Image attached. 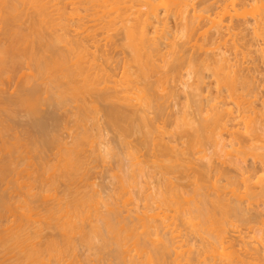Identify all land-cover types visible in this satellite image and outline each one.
<instances>
[{
    "label": "bare ground",
    "instance_id": "6f19581e",
    "mask_svg": "<svg viewBox=\"0 0 264 264\" xmlns=\"http://www.w3.org/2000/svg\"><path fill=\"white\" fill-rule=\"evenodd\" d=\"M62 1H65L63 3L64 6H62V3H61ZM62 1L61 0H0V25L2 24L1 25L2 28L0 29V33L3 32V34L9 38V40L7 39L8 40L7 43L0 44V73L1 74H3V73L8 74V72H10L9 73L10 75L12 73L15 74L14 72H16V69L19 68L20 66L23 67V64H25V65L27 64V66L31 67L30 65H32L31 63H33L34 68L32 69V67H33V65H32L31 69L32 70L35 69L37 74L41 76V77H38V79L42 78V80H40V82L44 80V83H46L47 82L46 80H48L46 78H48V77L50 78V75H52L53 71L57 70L56 71L57 72L56 79L54 78L55 80L50 81V79H49L46 86L43 82H41V84H39L40 83L39 82L37 85L33 86L32 89L29 90L30 92L27 91L28 92L27 93L25 91V93L21 92L22 94L18 93L19 95H17L18 97L15 98L16 100L12 99V102L14 104L12 102H9L11 100L7 101L8 100L7 97H6L7 100L5 102H2L3 96L2 97L0 96V98H2L1 104L3 106L6 105V107L4 109H2V111L4 110L3 111L4 113H5V111H9L10 106L8 108L7 104H10L11 106L12 105L16 106L15 104L19 103L21 106L23 104L24 106L29 108L28 110H30V111L27 110L26 112H31V108L33 110L35 108H37V106L41 102V98H43V99L45 98L44 95H42L44 97L41 96V94H43V93H41L42 88H43L42 87L43 84H44V87H46V89H45L46 93L44 92L45 95L46 94L49 95V93H47V92L50 90V93H53V94L55 93V96H56V94H58L56 98H57V100L59 99V101L60 100L65 101V100H67L66 99L67 97L69 99L72 96L71 97L72 100L74 99L75 101L74 100L73 101L78 103V106H77L78 108L75 107V109H79L75 113V116L77 115L76 116L77 118L75 119V121H72V122L70 121V122L72 124H73V122H74V124H75V122H77V124H75V129L77 130V128L79 126L80 128L81 127L83 128L82 129L83 131L80 132V128H78L79 131L78 130L77 131L79 133L78 132L75 133V131L73 132L74 142L72 143V140H71L72 146L69 144L70 146L68 147L65 144L67 142L66 141V142H64V145H66V146L61 147L62 149L60 152L62 154H60L61 159L59 158L60 159V164H59L60 167H58V166H57L58 168L56 167L59 170H55L52 175L50 173L49 176L51 175V180L48 179L50 181V184L52 186H55L56 182L59 179H62L64 181L68 180L67 182H71L72 180H74L75 183L78 182V180L82 177V172H84V170H86V169H84L85 168V162L84 161L86 159V156L83 155V152L85 149H87V148L90 149V147H91L92 154H94L99 159L102 158V156H103V155H101V151L99 149V146H97V144L99 142L97 143V139L95 138L96 136L92 134L93 136L90 137L92 132L90 131L91 133L89 132V135H88L89 129L88 128L86 129L87 123H85L86 125H83V123H82L84 120V117H82V116L86 115V113H88V112L93 111V109L95 110V108H96V106L93 105V103H92V106L93 107L95 106L94 108L91 105H89L90 103H87V98H89L92 95L97 96L98 98H101L105 101H112V100L115 101V99L118 100L119 98H121V101L123 100V105H120L121 108L118 107V105H117L118 103L120 104V101L119 102L115 101L117 103L116 104L117 106L113 105V103H115V102L110 103L111 105L109 107H107L108 103L105 105L106 106L105 107V112H106L105 116L107 115L106 116V117H108L107 120L109 119L112 124H115L116 126H118L117 128L120 129V130L119 129L118 130L121 132L120 135L123 136L125 139H127L126 137H128V136H129L128 138H130V135H133V134H138L141 136V146H144V148H146V150H148L150 152V153H148L147 156H149V154H151L150 155L151 160L149 161L147 158V161L150 162L148 164L151 165V163H152V166L154 167V169L159 170L160 173L162 174V178L163 177L164 178L161 181L162 178L159 176L161 178V179H159V182H158L159 184H157V186L159 185V187H158L159 189H157V187H155L156 190H158V191L154 190L155 191L154 193L156 195H153L154 193H151V192H149V193H151V195H149L147 193V191H144V193L145 192L147 193V195L145 194L146 197H144L145 195L143 196L144 197L143 201L145 200L144 201L145 204H143L144 210L142 211V209H141L139 211L138 207H137V210L140 213L137 210L134 211L135 214L137 212L138 215L137 214L135 215L133 213V215H135L134 217H136L135 220L132 216L133 220H131V218H130V221L128 220V222H127V220L125 221V219H122V220L118 219L115 221L114 216L116 217V215H113L114 211H112V209H111V212H112L111 215H113L112 216L113 219L110 218L111 215L109 216V214L108 215L105 214V210H104V214H103L101 207L104 205H102L101 199H100V197L102 195L99 193L101 195L99 197L98 194L95 195V192L93 193V195L90 194L91 192L85 193V192H89L92 188L89 189L88 191H85V192L80 191L82 188L78 189L77 186H75V188H72V185L75 184L72 182L73 184H71L70 188H68L69 191L67 193L65 192L66 193L65 196L67 198L66 202H64L62 204L61 202L58 201L61 205L58 206L59 204L57 205V203H56V206L59 207L58 209L56 208V211L53 209H51V210H53V211H51V210H48L46 208L48 210L47 215L46 214L41 215L43 212L41 213L40 210L38 211L41 213V214H39V216L41 218H39V219L37 218L38 219L37 223H38V221H45L46 225L48 227L56 228V229L59 228V230L61 231V234L63 236V237H61V235H60V237L64 239L62 243H60L59 241L54 240L52 238H50L52 240H48L46 238L47 239L46 243H41V242H43V240L40 241V243L42 245H40V243H38L36 241L39 238L41 240V237H43L44 226L43 227L41 226L37 230H34V229H32L33 225L31 226V228H29L30 226L27 225V223H25V221L26 222L29 221L28 219H30V221H31V218H30L31 214L33 216L36 212L34 214L30 213L28 215V213L31 212L28 209L32 208V207L30 208V205H29L31 200H29L30 202L28 203L26 201V199L23 197L24 200L22 199L23 201L21 203L19 210L22 209L24 216H21V215L20 216L25 217V219H23L21 222H19V224L16 221H14V223L15 222L17 223V225H15L17 227H13L14 223L12 224V226L10 225V227H8L9 225H7L5 227V228L8 227L7 230L11 229L12 227L13 228L11 229L12 231H8V233L6 231L7 234H5V229H4V234H2L0 236V238L2 237L1 240L3 239L4 241L7 238L6 242H4L3 240H2L3 243L0 242V246L2 248L4 247V249H5V250L3 249L2 251L0 250V255H2V254L5 255V253L7 251H9V252H7L9 254L12 251H13V253L15 251L16 252L18 251V253H16V254L14 253L15 256H11V254H13V253H11L10 255L9 254L6 255V256H10L13 259H15V262L17 259L18 262L16 264H44V263H46L45 262L46 258H47V260L49 259L48 261H50V263H52V260L50 259V257L55 258L56 260H57V258H59L58 260L61 261L62 258L64 259L63 255L66 252L65 250H67V251L70 250V252L72 251L71 255L74 254V255H72L74 258L75 253L77 252L76 247L79 248V246L75 245V241H76V240H74L75 233L79 234V233H82L84 231V229L87 230L86 227L82 226V225H84V223L82 224V222H84L85 219L87 220V219H89V217H91V215H88V214L93 211V209H91V208L95 207V209H94L95 212H93V214L95 213L94 217H96V214H97V216H99L98 218L100 221L97 220L96 222H92V223L97 224V223L101 222L102 226L100 224L93 226V224H92L90 226V228L93 226V228H91L93 231L88 230V232H90L91 234L93 233V236L96 235L95 236L96 240H94V241L101 242L100 244H96V246L101 245L99 248H101V250H103V251L108 250V248L110 249L109 246L113 247L112 244H115L114 247L117 248L116 249L117 253H114V254L116 255L117 261L122 260V261H120L121 263L123 262L124 264H168L167 262H170L171 260H168L167 257H169V254L172 253L171 251H173L174 246L176 244H178L179 242L181 243L182 240L180 241V238L181 239H183L182 237L185 238V236L180 235V234H182V232H183L182 230H184L183 228L185 227V230L187 231V232H185L186 233L185 235H186V239H187L188 243H190V240H191V243H193V240H195V242L198 240L197 241V242H199L198 247L200 246V248L198 249V247L196 248L194 246L196 249L193 250L191 243L188 246H185L187 242L185 241V239H183L185 241V244L182 241L184 245L182 247L179 245L175 246V251H178V252H174L175 254L172 253L174 255L172 263H174V264H264V212H263L264 210L262 211V208L260 209V207L263 206V205L260 206V204H262V203L264 204V114L262 112V115H261V111H259V109H257V105L259 102L261 103L260 100L262 98L261 94L259 95L260 91L257 92L258 88L255 85V83L258 84V82L256 80H254L255 78L253 76L255 74L253 75V73H248L249 76L253 75L252 76L253 80H251L250 79L251 77L249 79L245 78L241 74H238L235 69H233V65L231 63L232 61L230 60L231 62H229L230 57H228L227 59L225 58L226 56H228V54L231 55V53H229L228 50H227L228 54H226V52H223L226 54V56L223 53L219 54V52H222L221 49L219 50V52L217 51L218 54L215 52V56H213L214 53L212 55H210L211 53H209V51L207 53L209 55H205L207 50L210 49L208 47L210 46L211 43H212L211 44V46H212L213 44H216L214 41H216V42L217 41H223L222 39H224L226 36L232 38V40H233V38L236 39L237 37L241 36L238 38L240 40V42H241V39L243 41V42H241V44L243 43L242 45H244V46H242L241 48L243 49V47H244V49L249 52L250 51L249 47L253 46L251 41L247 42V46L244 43L245 41H247L248 35L250 36V33H248V32H252V34H251L252 36H254L253 34H255L256 37H257V34H258V36L259 35H262V37L264 36V6L260 7L262 5V3H264V0H193V1H195V3H190L191 0H188V1L184 0L185 2L187 1L186 5H184L185 2L180 0L183 2L182 4L185 7L184 11H183L184 8H182L181 4H179L181 2H178V0H164V1L163 0L162 1L161 0H62ZM258 3H261V5ZM67 6H71V8H68L69 10L71 9V12H66ZM160 6H161V8H160ZM163 7L165 8L164 9L165 12L163 14V17L160 19L159 18V15H160L159 11H161V9ZM186 8L187 9L189 8V9L186 10ZM50 9H52V10H50ZM53 10L56 12V15H58L57 17H59V18H60V16H61V18L63 16V18L65 19V16L66 17L68 16V18L70 16V19L72 21L77 20V22H80L81 25L75 21L77 27L73 26L74 31H73V29L69 28L71 26H67L71 31H73L76 34L75 35L76 37L71 36L72 37L71 38L70 35L68 34V32L70 30H68V28H67L66 30L68 32H66V30L64 29L65 32H63L62 34H58V32H55L57 34L55 35V33H54L55 37H53V39L51 38V36H48L51 39L47 38L46 34L44 33V28L46 29L47 21L51 18L50 12L52 13ZM80 10L83 11L84 15H81L82 12ZM66 13H67V15H66ZM173 14L176 15L178 20L180 21L181 27L179 28V31H177V32H179V34L181 33L185 37L184 39H187L186 41L184 40V42H183V40H181V38L183 39V36H181V34H180V36H181L180 40L181 41L178 40V42H177V38L179 39V36H178L179 34L177 33L178 34L177 35L176 32L173 31V29L171 27H167V24H169L168 26H171L170 21L168 22V18L171 17L170 19H172ZM164 16H165V18H164ZM70 19H69V21H70ZM82 20H85V21H83L84 23L82 22L83 25L81 23ZM65 22H67V21L65 20ZM85 22L86 23L92 22L93 24L96 23V24H94L95 26L93 25L95 28L93 33H95V30H98L99 27L101 29L102 28L104 29V26H105V28H106V26H108L109 29H107V31L109 30L108 32H110V28L113 27L114 29H116L119 26L118 29L121 30L123 40L121 41L120 45L117 46L115 44V46H116L115 48L117 49V51L119 50L118 52H122L124 54V55L121 54L123 57L125 55H128V53H129V57L125 56L124 58L122 57L123 60L122 59L120 60V58L114 59L112 56H109V53H107V52L111 53L112 51L110 49H109L110 50L109 51L107 49V47L105 48V46L108 45L107 43H109L110 40H108V42L104 41L105 38L103 40L102 37H101V39L105 42L104 43L105 45L104 44L103 45L101 44V45L104 46L105 50H108L107 52H105V50L103 49V51H104L103 54H105V56H102L103 54H101V56H100V55H97L96 53L92 52L94 50H91V48L89 46L90 41L93 42V45L95 43L96 46L94 45V47L98 46L96 48L97 50L99 47H101V45H100L98 40L97 41L94 40V39H96L93 36L95 34L91 33L87 29V26L89 27L91 25H89L88 23H87L88 25H86ZM160 22H161V24L158 25V23H160ZM57 23L59 24L60 22L56 21V24ZM53 24H54V22H53ZM56 24H54V26ZM98 24H99V26H98ZM155 24L158 25L157 26L158 28L164 29L165 33L169 34V35H167L166 37L165 36H163V37L159 36L158 37V36H155V35H157V33L155 32V35L152 37L151 35L153 33H150V28H153V26ZM67 25H69V24H67ZM85 25H86V29L88 31L85 28H83V26L85 27ZM100 25H102L103 27ZM162 25L164 26V28L162 27ZM177 25L179 27V23ZM75 28H76V30H75ZM82 28L85 29V33H87V35L82 36L85 33L84 32L80 33V31L78 32V30L79 29L81 30ZM89 28H92V26ZM158 28H156V29H158ZM166 28H168V30ZM169 28H170V31H169ZM201 28H203V29L206 28L204 33L207 36L201 32L202 34L198 37L201 38L202 35H205L207 37L206 41H208L210 43V44H208L209 46L207 45L208 49H205L206 52L204 51L205 52L204 54H202L203 51L201 52L200 50H197L198 48L197 49L195 48V44H194L195 40H193L194 37L196 36V35H194V33L197 32L199 29L202 30ZM92 29H90V30H92ZM154 29H155V27H154ZM52 30H54V28ZM166 30H167V32H166ZM176 30H178V29L176 28ZM111 31H112V29H111ZM155 31L158 32V30H155ZM172 31L175 33V35L177 37H175V35L172 34ZM59 32H61V31H59ZM113 32H114V30H113ZM246 32L248 35L245 34ZM50 33H51V31H50ZM89 33H91L93 35H91ZM115 33H113V34H115ZM199 33L200 32L198 31L197 34L199 35ZM103 34H105V32ZM72 35H74V34H72ZM192 35H194V37ZM244 35H247V38H245ZM1 37L4 38L5 36L1 35L0 38ZM95 37H97V36H95ZM191 37H193L192 40L194 41V43H193L194 47L193 48L190 47V45L192 44V41H190ZM226 38H225L226 45H229V42H228L229 39L227 40ZM243 38L246 40H243ZM101 39H99V40H101ZM108 39H109V37H108ZM110 39L112 40V38H110ZM163 39H164V41H167V42L165 43L164 41H162ZM238 39L235 40V42L237 41L236 42L237 45L240 44L238 42L239 41ZM0 41H2V40H0ZM110 42L112 43L113 41H110ZM163 42H164V45H163ZM175 42H177V43H175ZM180 42H181V44H180ZM235 42L233 41V44L231 42L230 45L232 44L233 46H236L235 48L239 49L237 47V45L235 44ZM249 42L251 44H249ZM91 43H90V45H91ZM178 43H179V45H177ZM60 44H64V45H62V46H65L64 50L62 49ZM248 44L251 46H249ZM58 45H60L61 51H60V49H58V47H59ZM161 45H162V47H161ZM188 45L190 48L188 47ZM197 45H198V43H197ZM202 45L204 46V43L201 44L200 47ZM112 46L114 48V44L113 45L111 44V47ZM166 47L171 48V49H169L170 54L168 53V51H167L168 49H166ZM102 48L103 47H101L99 50L102 51ZM108 48H110V47H108ZM113 48H112V50H113ZM162 48H165L166 50H164V49L162 50ZM205 48H206V46H205ZM219 48H220V46H219ZM219 48H217V49H219ZM232 48H234V47H232ZM121 49H123L124 51H121ZM237 49H235V50L237 51ZM114 50H113V52H114ZM189 50H190V52H189ZM191 50L193 51V53H191ZM194 50L200 51V54H202L205 58H203L199 54V52L198 53H197V51L194 52ZM211 50H213V49H211ZM239 50H241V49H239ZM161 51H164V52L166 51L169 55H171L170 64L168 67L169 68L168 72H167V70H165L166 71L165 72L163 67H159L160 64L163 62L162 59H164L163 54H162L164 52L161 53ZM215 51H216V49H215ZM231 51H233V50H231ZM99 52H98V54H99ZM125 52L127 54H125ZM166 52L164 53V56H167ZM242 52L245 53V56L249 55V53L244 52L243 50L241 51V54H242ZM194 53H196L198 55L195 54L196 55L195 56ZM115 54L117 55V53H115ZM241 54H239V55H241ZM112 55H113V53H112ZM208 56H213V57L208 58ZM260 56H262V54ZM161 57H162V59H160ZM243 58L245 59L246 57H243ZM262 58H263V56H262ZM166 59H167V57H165V60ZM159 60H161V63L157 62ZM165 60H164V63L166 62ZM167 60H169V58ZM171 60H173V61H171ZM227 60H228V62H227ZM239 61H236V62L238 63ZM186 62L189 65H187V66L185 65L184 66L185 70H182V72H181V69H182L184 63H186ZM166 63L168 64L169 61ZM229 63H231L232 66L229 65ZM246 64H248V63L246 62ZM213 65H215V66H213ZM239 65H242V64H239ZM239 65H238V67H239ZM251 65H252V63H251ZM27 66H26V68H27ZM161 66H162V64H161ZM165 66L167 67L168 65L164 64V68H166ZM117 67H119V68H117ZM186 67L188 70L186 69ZM159 68H161L160 71H159ZM244 68H246L247 72H249L248 69H250L251 67H248V66L245 67L244 66ZM254 68H256V65ZM116 69L119 70L118 73H117ZM162 69L164 71L163 73H162ZM253 69H250L251 72L254 71ZM242 70L244 72V69H242ZM246 70H245V72H246ZM183 71L184 72L186 71V74ZM208 71H210L212 74L211 78L214 77V80L211 79L212 82H210V83L206 82L207 80H206L205 74H207ZM28 73H30V71ZM182 73H184V75H181ZM31 74H32V72H31ZM46 74L48 77L46 76ZM48 74H50V75H48ZM118 75H119V77L121 76V79L118 77ZM29 76H31V75H29ZM8 77H10V76H8ZM44 77H46V78H44ZM116 77H118L119 79ZM176 77L177 78L180 77V80L178 78L179 81H177L175 79ZM185 77L188 80H191L190 82H188L186 80L188 82V84H187V88L186 89L184 88V89L185 90H191L190 92H187L189 94L191 93V95L189 96V94H188L187 97L188 98L190 97L189 101L191 100V97H192L191 102L196 108V112L194 110V112L196 113V116H197L196 118L194 116V117L189 119L188 118L189 116L186 115L185 113H182V115L180 117H177L178 112L176 113L172 109H170V110H172L170 112L167 111V108L169 110V108H170L169 106L171 104L168 103V104H170L169 106L165 104L166 101L168 100V98H171V97H173V99L175 98L174 97L175 96L174 90L171 89L173 87V85L169 89V86H171L170 81L172 80V82H174V80H175L177 82H181V85H182V82L185 81V79H186ZM11 78H12V76H11ZM31 78H32V82H33V79L37 80L35 78V76L34 77L31 76ZM183 78H184V80H183ZM8 79H10V78H8ZM181 79H182V81H181ZM101 80L103 82H105V84L103 83L104 85L102 84V82L100 84ZM118 80H122L121 83H119L120 81H118ZM28 81H31V80H28ZM28 81L26 84L29 83ZM38 81L39 80H37V82ZM108 81H109L110 85H113V87L108 86V84H109V83L107 84ZM253 81H255V82H253ZM115 82H117V84H115ZM30 83H29V85H30ZM112 83H114L115 85H118V86H115ZM33 84H36V82L35 83L33 82L30 86H27V87L31 88ZM65 84H66V86H65ZM101 85L104 86V88L106 85V87H108V89H112V92L106 88H105V90H108V92H105L104 88L102 87V91H104V92L101 93L100 92L101 91L100 90ZM176 85L178 86V84H176ZM183 86H184V82H183L182 87ZM182 87H180L179 89L184 90V89H182ZM184 87H186V86H184ZM261 87H262V85H261ZM29 88H26V89H29ZM173 88H175V87H173ZM209 88L211 91L210 92L208 91L209 92L208 93L207 90H209ZM26 89H24V90H26ZM53 90H55V92H53ZM176 90H177V87H176ZM204 90H206L205 93H204ZM19 91H21V90H19ZM109 91L111 93H109ZM187 93H185V94L187 95ZM206 93L211 96V97L209 96L210 97L209 99L207 98ZM202 95H203L204 99L205 98L208 99V102L206 103V105L203 104V101L205 102V100L201 99V98H203ZM55 96L53 95V98H55ZM262 96H264V95H262ZM187 97H186V99H188ZM49 99L51 100V96ZM92 99H95V97ZM45 100H48V99L45 98ZM50 100H48V101H50ZM161 100H163V101H161ZM262 100H264V99H262ZM52 101L57 102V101H55V99H53ZM61 101H60V103L63 104V102H61ZM45 102H44V104H46ZM68 102L72 103V101H70V100ZM124 102H126V103L124 104ZM58 103H56V104L58 105ZM66 103H67V101H66ZM97 103H94V104H96V105L100 104V102L98 104ZM76 104H75V106H76ZM2 105H1V107H2ZM40 105L42 106V104H40ZM68 105H69V103H68ZM124 105H125V108H124ZM21 106H20V108H21ZM50 106H53V104ZM54 106H56V105H54ZM59 107H60V104H59ZM63 107H65L64 104H63ZM56 108H58V107H56ZM89 108L91 109V111ZM100 108H102L101 112L103 111V113H104V110H103L104 106L103 107L101 106ZM37 109H39V108H37ZM97 109H99V107H97ZM97 109L95 111H97ZM53 110H55V109H53ZM191 111H192L191 114H193V110H191ZM18 112H20V110ZM36 113H38V111H36ZM55 113H57V112H55ZM195 113H194V115H195ZM28 114H30V113H28ZM65 114H67V113H65ZM89 114L91 116V114H93V113H89ZM69 116L71 117L73 115L69 113ZM75 116H73V117L75 118ZM79 117L83 118V119H80ZM85 118H91V117H88V114H87ZM95 118H96V116H95ZM156 118L163 120V123H162L163 126L155 125V123L158 122ZM84 121L86 122L87 120H84ZM93 121H94V118H93ZM55 122L59 123L58 120H55ZM95 122H96V120H95ZM105 122L107 124V121H105ZM164 123L166 125H164ZM79 124H81V125H79ZM108 124H109V122H108ZM240 124L241 125L244 124V129H245L244 131L241 130L242 128L240 129V127H241ZM10 125H12V124L9 123V125H8V123L5 121V119H4V121H2V120L0 121V138H1L0 140H1V142L3 141L2 146H4V147L5 146H12L10 148H12V149L15 148V150L18 151L19 147H21V145H22L19 141V138L15 137V139L18 138V139H16V141L18 140L17 142H12L10 138H9L10 140H7V137H8L6 135L7 132H9L11 130L14 132V130H15L14 128H13L14 129L13 130ZM115 125H113L114 129H115ZM35 126H36V128H35L36 134L38 135L37 131L38 132L40 131L39 134L41 133L40 138H42V139H40V138L39 139L41 140V143L43 144V146H46V145L50 146L52 139L51 140L49 139L50 130H47L48 127H46L45 122L42 123V121H41L40 124L37 123V124H35ZM109 126L111 127V124H109ZM113 126H112V128H113ZM37 127L39 130L37 129ZM60 127H62V126L60 125ZM73 127H74V125H73ZM73 127H71L72 130H74ZM154 128H155V130L153 131ZM51 130H52V128H51ZM109 130H111V129L109 128ZM156 131H157V133L159 132V134H161V135H159V137L157 136L158 134L156 136L153 135L154 132H156ZM52 132L55 133L56 131L54 130ZM71 132L72 131H70L69 133H71ZM10 133L11 132H9L8 134H10ZM73 134L71 133V138L73 137ZM166 135H167L168 140L165 138ZM12 136H14V135L12 134ZM52 136H53V134H52ZM98 136L100 137V135H98ZM32 137L38 139L37 136L34 137V135H32ZM67 137H68V134H67ZM50 138H51V136H50ZM53 138H55V137H53ZM91 138H92V140L90 141ZM101 138H102V134H101ZM118 138L120 139L121 137L118 136ZM135 138L138 139V137H135ZM33 140H32L33 143L34 142L36 143L35 144L36 150H38L40 148V146H37L38 141L36 142L35 139H33ZM55 140H56V138H55ZM116 140H117V138H116ZM133 140H132V142H134ZM86 141L88 142V144L85 143ZM118 141H120V140H118ZM18 142H19L20 146H18ZM27 143H25V144H27ZM95 143H97V144L95 145ZM86 144L88 145L87 148L84 147V146H86ZM120 144L121 143L119 142L118 146H121ZM125 144H127V143H125ZM207 144L217 148L221 153L223 152L222 154H224V156H226V154L224 152H227V155H229V157H228V162L227 161H225L226 163L223 162L225 164V166L218 164V166H222V167H215L213 165L214 161H212V155L213 154L211 155V157L210 156L209 157H207V156L203 157V158L207 159V161H205V162L203 161L204 162L203 166H201L202 164L197 166V163L195 161H194L195 163L193 162L192 156H195V154H197V153H202V151H201L202 146H205ZM106 145H104V146H106ZM115 145H116V143H115ZM136 145L135 146L131 145V147H130V145L124 146L125 155L129 159V161H128V162H130L129 164H131V166L129 165L131 168L127 164V167H129L128 170L130 173L128 172V174H126L127 173V170H126V173H125L126 175H119L118 174L119 175V178H117L118 183L116 182L117 184L120 185V189L122 192L121 197L126 202L124 204V201H123V204L125 205V206H123L124 208L122 207L123 209L127 208L126 204L135 205V203H133L135 201V199L132 195L133 191L132 192H129V191L133 190L130 187L131 186L133 187V185L136 183V180L140 181V183H141V180L136 179V174H137L136 172H138V175L141 177L142 176L145 177L144 174H146L144 164H147L146 163L147 161H145L144 164H143V162H141V161H143L142 160L143 158L140 160L141 156L138 154V147H137V149H135ZM33 146H34V144H33ZM179 146H181V147L179 148ZM107 147H108V145H107ZM228 147L233 149V151L232 150L226 151ZM0 148H2V147H0ZM108 148H107V152H108ZM116 149H118V148L116 147ZM120 150H122V149H120ZM8 152L9 151H7V153ZM11 153H12V151H11ZM104 153L106 154L105 151H104ZM117 153H119V152H117ZM139 153H142V151H139ZM231 154H234V155H231ZM125 155H124V157H126ZM90 156H92L94 158L93 155H90ZM10 157L11 156L9 155V158L7 157L8 159H6L4 162L1 161V163H3V164H1V166H0V177L3 176L2 178H4V174L6 172H8L9 169H11V167H13L12 165H15L14 159H12V157L11 158ZM119 157L121 158V156H119ZM191 157H192V159H191ZM220 157L222 158V155ZM109 158H107V159H109ZM116 158H117V156H116ZM145 158H146V153H145ZM250 158L252 159V162L250 161L251 163L248 164L249 163L248 160ZM0 159H3V158H0ZM114 159L115 158H113V160ZM88 160L90 161V159H88ZM110 160H111V158H110ZM105 161H108V160H105ZM108 162H110V161H108ZM199 162H198V164H200ZM219 163H221V162L219 161ZM86 164H88V162ZM105 164H106V162H105ZM102 165H103V163H102ZM147 165H146V167H147ZM215 165H217V164H215ZM152 166H151V168H152ZM134 167H137V169L135 168V170H134ZM123 168H125V167H123ZM147 169H148V167H147ZM154 169H152V171ZM43 170H42V172H43ZM119 170H120V168H119ZM114 171L112 172V174L116 175L117 173H114ZM45 172L47 173L48 171H45ZM123 172H125V171H123ZM9 173L11 174V170ZM9 173L7 175H9L8 177L10 179H12ZM44 173H43V175H46ZM147 174H149L151 176L150 173H147ZM41 175L42 174H40V177L34 178V180L38 181L39 184L41 183L43 185L44 182H42V181L46 180L48 177L45 176L46 179H43L45 177H42ZM83 176H85V175H83ZM87 176H88V174H87ZM83 178H85V177H83ZM17 179H15V181ZM86 179L88 181V177ZM216 179H218V181ZM21 180L23 181V179H21ZM219 181H222L221 183L223 185L220 184ZM24 183H26V182L24 181ZM7 184L9 185V183H7ZM7 184L5 183L6 186H7ZM11 184H12V182H11ZM23 184L21 183L20 185H23ZM92 184H94V183H92ZM92 184H91V186L93 187ZM136 184H135V186H137ZM20 185H18V186L21 187ZM46 185H48V183L45 184V186ZM77 185H78V183H77ZM80 185H81V182H80ZM86 185H87V183H86ZM119 185H116V186H119ZM27 186H28V184H27ZM52 186L49 185V187L47 189L46 188H43V189L41 188V189L42 190H44V189L49 190V188H51ZM68 186H69V184H68ZM187 186H188V188H190L189 191H186ZM34 187L35 186L33 185V187H31V188L29 187V188L34 191ZM63 187H65V186L63 185ZM73 187H74V185H73ZM96 187H97V185H96ZM96 187H94V188H96ZM7 188H8V186H7ZM39 188H40V185H39ZM87 188L88 187H86V189ZM1 189H0V191H1ZM4 189H6V188L4 187ZM25 189L27 190V188H25ZM35 189H37V187ZM62 189H64V188H62ZM97 189H98V187H97ZM120 189H118L116 191L114 189V191L116 193H118V191H120ZM38 190H40V189H38ZM52 190L50 189L49 192H51ZM82 190H85V188ZM184 190H185V192H184ZM4 191H3V193H4ZM33 191H32V196L37 197L36 195H38L39 192L36 193L35 191L34 192ZM93 191L94 190H92V192ZM95 191L97 192L96 189H95ZM111 192H113V191L111 190ZM115 192H114V194H116ZM1 194L2 193H0V195ZM42 194L44 195V193H42ZM49 195H50V193H49ZM140 196H142V195H140ZM1 197H3V196L2 195L0 196V205H1L0 209L2 207H4L3 205H5V208H3V209L8 210L7 208H9V207H7L6 205H8L9 202H7V204L4 202V201H8V200H5L4 197L3 198H1ZM29 197H31V196H29ZM114 197H115V195H114ZM117 197H119V196H117ZM44 198H46L48 200V198H50V197H44ZM42 199H43V197H42ZM114 199H113V203L115 202ZM105 200H107V199H105ZM105 200H104V202H106ZM141 200H140V202H141ZM102 201H103V198H102ZM107 201H110V200L108 199ZM120 201L116 200L117 203H119ZM33 203L36 204L35 202H33ZM33 203H32V205H33ZM100 203H101V207H100ZM107 203H109V202H107ZM107 203H105V205L108 206ZM54 204H55V202H54ZM115 204L116 203H114V205ZM123 204L119 203L118 205L122 206ZM36 205H38V204H36ZM42 205L43 204H41V206ZM98 205H99V208H98ZM112 205L113 204H111V206ZM129 205H127V206H129ZM8 206H10V205H8ZM49 206H50V204H49ZM109 207H110V205L106 208L107 211H108ZM116 207H118L117 204H116ZM135 207H136V205H135ZM44 208H45V206H44ZM129 208H130V206H129ZM49 209H50V207H49ZM117 209H119V208H117ZM133 209H135V208H132L131 210H133ZM114 210H115V208H114ZM100 211H101V213H100ZM126 211L128 212L127 209H126ZM111 212H109V213H111ZM116 212H118V211H116ZM0 213H1V211H0ZM86 213H88V214H86ZM120 214L121 213H119V215ZM16 215L18 216V214H16ZM84 215H85V218L83 219ZM124 215H126V214L124 213ZM0 216H3V215H0ZM10 216H12V215H10ZM17 216L15 217L13 215L14 218H17ZM34 218H35V216H34ZM32 220H33V218H32ZM94 220L95 219H93V221ZM5 221L8 222L9 219H8V221L7 220H5ZM86 222H88V221H86ZM89 222H91V220ZM40 223H42V222H40ZM39 224H37V225H39ZM242 224H243V228L245 227L244 229L247 230L246 235L242 233V230H243ZM3 226H5V225H3ZM179 226L180 227L183 226L182 230L180 229L181 231L179 230ZM239 226H241V227H239ZM26 227L28 229H30V232L34 230L35 233L28 232L29 230ZM88 228H89V226H88ZM239 228H242V230H240ZM140 230H141V232H140ZM0 232H2V231H0ZM9 233H10V235H8ZM44 233H46V232H44ZM84 233H85V231H84ZM90 233H88V236L83 234L84 236L82 235L83 236L82 238L80 237L81 235H79L78 237L81 238V240L84 238L82 241H83L84 245L86 243V246H87V244L90 245V243H91L92 246H88V248L91 250V248L93 247V245H95V243L91 242L92 240L90 239V237L91 238H93V237L91 236ZM32 234H34V235L32 236ZM3 235H7V237L5 236L6 238L5 237L3 238ZM46 235H48V234H46ZM58 236H59V234H58ZM49 237H51V236H49ZM78 237H76V238H78ZM97 237H99L100 240L99 239L97 240ZM44 238L45 237H43V239ZM77 241H78V239H77ZM200 243H201V245H200ZM2 244H5V245H2ZM43 244L45 245V247ZM76 244H78V242ZM130 245H131V247L133 246L132 250H134L136 252V254L138 255L137 258L134 257L135 254H134V256H132V255L129 256L130 251L127 248ZM42 246H43V248H42ZM184 246H185V248L188 247L187 251L184 250L185 249V248H183ZM131 247L129 249H131ZM179 247L183 248V250H181V248H179ZM2 248H0V249H2ZM88 248H86V249H88ZM99 248L97 250H99L102 254V251ZM197 249H198V251H197ZM97 250L95 252H97ZM110 250H108V254L110 253ZM4 251H6V252H4ZM92 251H93V249H92ZM111 251L113 252V249ZM134 251H132V252H134ZM1 252H2V254H1ZM89 253H90V251H89ZM98 253L99 252H97V254ZM17 254H18V257H17ZM88 254H87L88 257H85V259L89 258V256H91L90 254L89 255ZM114 254L111 253L110 256H113ZM79 255H80V253H79ZM104 255L105 254H103V256ZM115 255L113 257H115ZM67 256H68V253H67ZM77 256L78 255H76V257ZM128 256H129V258H128ZM2 257H4V256H2ZM2 257L0 256L1 259H2ZM10 257H8L9 258L8 261L10 260V264H11V261L13 259L12 258L10 259ZM15 257H17V258H15ZM71 257H70V259H71ZM4 258H6V257H4ZM81 258L83 259L84 257L81 256ZM93 258H94V255H93ZM97 258L95 255V259H97ZM99 258H100V256H99ZM1 259H0V264L4 263L3 262L4 260H1ZM75 259H77V258H75ZM85 259H84V262H86V263H82V264H87V263L92 264L91 262H94L93 260H95V259H93L89 263L90 259H88L87 261ZM22 260H24V261H22ZM58 260L56 262H58ZM65 260L68 262L67 259H65ZM108 260H109V258H108ZM53 261H55V260H53ZM70 261L75 262L76 260L72 259ZM77 261H78V259H77ZM77 261L75 262V264L81 263V262L77 263ZM12 262L14 263V260ZM63 262L65 264V261L62 260L61 263H63ZM73 262H71V264ZM97 262H99V260L96 261V264H97ZM120 262H118V263L121 264ZM103 263H105V261ZM114 263L117 264V262H114ZM99 264H100V262H99ZM106 264H109V263H106Z\"/></svg>",
    "mask_w": 264,
    "mask_h": 264
},
{
    "label": "rangeland",
    "instance_id": "374dc122",
    "mask_svg": "<svg viewBox=\"0 0 264 264\" xmlns=\"http://www.w3.org/2000/svg\"><path fill=\"white\" fill-rule=\"evenodd\" d=\"M62 1V0H61ZM162 1V0H161ZM164 1V0H163ZM183 2H185L184 0H182ZM182 1H180V0H178V2H181V3H179V4H181V6H182V8H184L183 9V11L185 10V7H184V5H186L187 4V1L184 3V5L182 4L183 2ZM65 1H62L61 3H62V6H64V3ZM190 3H195V1H193V0H191L190 1ZM258 4H260L261 5V3H258ZM264 3H262V5L260 6V7H263L264 5H263ZM190 5V4H189ZM259 6V5H258ZM188 7V6H187ZM68 8H71V6H67V8H66V12H71V9L69 10ZM160 8H161V6H160ZM200 8V7H199ZM164 7L161 9V11H159V18L161 19L162 17H163V14H164ZM189 9V8H188ZM187 8H186V10H188ZM250 9V8H249ZM50 10H52V9H50ZM81 11V10H80ZM82 12V14L81 15H84V13H83V11H81ZM55 13V14H54ZM50 19L47 21V25H46V29L44 28V33L46 34V36H47V38H50V37H48V36H51V38L53 39V37H55L54 36V33L55 32H58V34H62L63 32H65V30L68 28L67 26H71V27H69V28H71V29H73V26H76V23H75V21L77 22V20H71L70 19V16H69V18H68V16L66 17L65 16V19L63 18V16H62V18L64 19H62L61 18V16H60V18L59 17H57L58 15H56V12L53 10L52 11V13L50 12ZM66 15H67V13H66ZM69 15V14H68ZM173 17H172V19H170L171 17H169L168 18V22L170 21V25L171 26H168L169 24H167V27H171L172 29H173V31H175L176 32V34L178 33L179 34V32H177V31H179V28L181 27L180 26V21L178 20V18H177V16L176 15H172ZM55 17V18H54ZM57 17V18H56ZM164 18H165V16H164ZM163 18V19H164ZM53 21H52V20ZM69 19H70V21H69ZM170 19V20H169ZM60 20V21H59ZM65 20L67 21V22H65ZM88 20V19H87ZM56 21L57 22H60L59 24L57 23L56 24ZM62 21V22H61ZM64 21V22H63ZM80 21V20H79ZM83 21H85V20H82L81 21V23L83 22ZM89 21V20H88ZM179 21V22H178ZM53 22H54V24H56L55 26H54V24H53ZM162 22V21H161ZM161 22L160 23H158V25L159 24H161ZM77 23H79L80 24V22H77ZM84 23V22H83ZM83 23H82V25H83ZM86 23V22H85ZM88 23V22H87ZM86 23V25H91L92 26V28H89V27H91V26H87V29L91 32V33H93L94 32V24H96V23H92V22H90V23H88L87 24ZM163 23V22H162ZM179 23V27H178V24ZM67 24H69V25H67ZM2 25V24H1ZM0 25V26H1ZM78 25V24H77ZM81 25V24H80ZM86 25H85V27L83 26V28H85L86 29ZM94 25V26H93ZM158 25H154L153 26V28H150V33H153L151 36L153 37L154 35H155V32L157 33V35H155V36H160V37H163V36H167V35H169V34H166L165 33V30L164 29H162V28H158L157 26ZM98 26H99V24H98ZM97 26V27H98ZM100 26H102V25H100ZM63 29H62V28ZM77 27V26H76ZM80 27V26H79ZM82 27V26H81ZM103 27V26H102ZM154 27H155V29H154ZM161 27V26H160ZM162 27L164 28V26L162 25ZM178 29V30H176V28ZM2 28V26L0 27V29ZM54 28V30H52ZM59 28V29H58ZM68 28V30H70ZM79 29L78 30V32L80 31V33L82 32H84L85 33V29ZM100 28V27H99ZM98 28V30H95V33H93V34H95V35H93V34H91V33H89V34H91V35H93L94 36V38H96V39H94V40H98L99 41V43H100V45L102 44H104L105 42L104 41H107L108 42V40H110V41H113L112 43L109 41V43H107L106 45L107 46H105V48L107 47V49L109 50H111L112 52L110 53V52H107L108 50H105V48H104V46H102L101 45V47H103L102 48V51H103V49L105 50V52H107V53H109V56H112L114 59L115 58H120V60L122 59L123 60V58L126 56H128L129 57V53H128V55H125L124 57L122 56V55H124L122 52H118L117 51V49L115 48L116 46H115V44L118 46V45H120L121 44V41L123 40V38H122V34H121V30L120 29H118L119 28V26L116 28V29H114L113 27L112 28H110V32H108L107 31V29H109V27L108 26H106V28H105V26H104V29L102 28H100L99 29ZM156 28H158V29H156ZM65 29V30H64ZM86 29V30H87ZM90 29H92V30H90ZM111 29H112V31H111ZM167 30H168V28H166ZM202 30H198L200 33H199V35L197 34V32H195L194 33V35H196L195 37H194V35H192L193 37H194V39H193V37H191L190 39V41H192V44L190 45V47H194V45H193V43H194V41L193 40H195V48L197 49V50H200L201 52L203 51V53L202 54H204L206 51H205V49H208V48H210L209 50H207V52L205 53V55H209V54H207L208 53V51H209V53H211L210 55H212L213 53H214V55L213 56H215V52L218 54V52H219V50L221 49L222 50V52H219V54H221V53H223V52H226V54H228V52H227V50L229 51V53H231V55H229L228 54V56H226V54L225 53H223V54H225V58L227 59L228 57H230L229 58V62H231L232 63V65H233V69H235L236 70V72L238 73V74H241L243 77H245V78H250L251 80H253L252 78L254 77L255 79L254 80H256L257 82H258V84H256L255 83V85L257 86V88H258V90H257V92L258 91H260V93H259V95L261 94V103L259 102L258 103V105H257V109H259V111H261V115H262V112H263V114H264V100H262V99H264V96H262V95H264V36L262 37V35H259L258 36V34H257V37L255 36V34H253L254 36H252L251 34H252V32H248V33H250V36L247 34V32L245 33V34H247L248 35V38H247V35H244V37L245 38H247V41H245L244 43H245V45L247 46V42L248 41H251V43H252V47H249V46H251V45H249V44H251L250 42H249V52L248 51H246L245 49H244V47H243V49L241 48L242 46H244V45H242L241 44V42H243L242 41V39H241V42H240V40L238 39L239 37H241V36H239V37H237L236 39L235 38H233V40H232V38H230V37H228V36H226L225 38L228 40V42H229V45H226V42H225V38L224 39H222L223 41H214L216 44H213L212 46H211V44L208 42V41H206L207 40V35L204 33V31H205V29L206 28H201ZM64 30V31H63ZM75 30H76V28H75ZM87 30V31H88ZM101 30V31H100ZM113 30H114V32H113ZM152 30V31H151ZM155 30H158V32L157 31H155ZM167 30H166V32H167ZM50 31H51V33H50ZM59 31H61V32H59ZM73 31H74V29H73ZM73 31H67L66 30V32H68V34L70 35V37L71 36H75L76 34L73 32ZM86 31V32H87ZM154 31V32H153ZM169 31H170V28H169ZM168 31V32H169ZM172 31V34H174L175 35V33ZM53 32V33H52ZM73 32V33H72ZM99 34H98V33ZM105 32V34H103V33ZM116 32V33H115ZM204 33L205 35H202L201 36V38L200 37H198V36H200L202 33ZM2 33V34H1ZM0 33V36L2 35V36H5L4 38H0V40H2V41H0L1 43L0 44H5V43H7V41L9 40V38L6 36V35H4L3 34V32H1ZM50 33V34H49ZM112 33V34H111ZM113 33H115V34H113ZM159 33V34H158ZM171 33V32H170ZM57 33H55V35H56ZM72 34H74V35H72ZM97 34V35H96ZM177 34V35H178ZM181 34V33H180ZM180 34L178 35L179 36V39L177 38V42H178V40L179 41H181V40H183V42H184V40L186 41L187 39H184L185 37L181 34V36H183V39L181 38V40H180ZM244 34V33H243ZM242 34V35H243ZM81 35V34H80ZM84 35H87V33H85V34H83L82 36H84ZM90 35V36H91ZM102 35V36H101ZM105 35V36H104ZM111 35V36H110ZM78 36V35H77ZM95 36H97V37H95ZM209 36V35H208ZM76 37V36H75ZM81 37V36H80ZM99 37V38H98ZM101 37H102V39L104 40V38H105V40L103 41L102 39H101ZM108 37H109V39H108ZM175 37H177L176 35H175ZM255 39H254V38ZM50 38V39H51ZM72 38V37H71ZM110 38H112V40L110 39ZM199 38V39H198ZM206 38V39H205ZM5 39V40H4ZM8 39V40H7ZM99 39H101V40H99ZM107 39V40H106ZM160 39V38H159ZM193 39V40H192ZM198 39V40H197ZM203 41H202V40ZM239 40L238 42L240 43V44H238L237 45V41L235 42V40ZM253 39V40H252ZM219 40V39H218ZM232 40V41H231ZM243 40H246V39H244L243 38ZM162 41H164V39L162 40ZM233 41L235 42V44L237 45V47L239 48V49H241V50H239V49H237V48H235L236 46H233L232 44H233ZM4 42V43H3ZM92 41H90V43H91ZM102 42V43H101ZM165 43L167 42V41H164ZM164 42H163V45H164ZM177 42H175V43H177ZM182 42V43H183ZM208 42V43H207ZM227 42V43H228ZM232 42V44L230 45V43ZM89 43V42H88ZM90 43H89V46H90V48H91V50H94V51H92V52H94V53H96L97 55H100L101 56V54H103L104 53V51L102 52L101 50H99L101 47H99L98 48V50L101 52H99L96 48L98 47H94V45H95V43H94V45H93V42L91 43V45H90ZM191 43V42H190ZM197 43H198V45H197ZM204 43V46L202 45L201 47H200V45L201 44H203ZM207 43V44H206ZM97 44V43H96ZM110 44V45H109ZM111 44L113 45L114 44V48H113V46L111 47ZM180 44H181V42H180ZM206 44V45H205ZM208 44H210V46L208 45ZM61 45V47H62V49L64 50L65 49V46H62V45H64V44H60ZM60 45H58L59 47H58V49H60V51H61V47H60ZM93 45V46H92ZM98 45V44H97ZM105 45V44H104ZM177 45H179V43L177 44ZM193 45V46H192ZM209 47H208V46ZM215 45V46H214ZM57 46V45H56ZM96 46V45H95ZM198 46V47H197ZM205 46H206V48H205ZM217 46V47H216ZM219 46H220V48H219ZM227 48H226V47ZM230 46V47H229ZM245 46V47H246ZM108 47H110V48H108ZM120 47V46H119ZM161 47H162V45H161ZM168 47V46H167ZM166 47V49H168L167 51H168V53H169V49H171L170 47L169 48H167ZM188 47H189V45H188ZM189 47V48H190ZM200 47V48H199ZM208 47V48H207ZM232 47H234V48H232ZM95 48V49H94ZM112 48H113V50H114V52H113V50H112ZM191 48V49H192ZM217 48H219V49H217ZM229 48V49H228ZM247 48V47H246ZM251 48V49H250ZM57 49V48H56ZM119 49V48H118ZM166 50L165 48H162V50ZM211 49H213V50H211ZM215 49H216V51H215ZM235 49H237V51L235 50ZM248 49V48H247ZM90 50V51H91ZM96 50V51H95ZM109 50V51H110ZM193 50V49H192ZM191 50V53H193V51ZM197 50H194V52L195 51H197ZM231 50H233V51H231ZM244 51V52H247V53H249V55H246L245 56V53H243L242 52V54H241V51ZM121 51H124L123 49H121ZM171 51V50H170ZM200 51H197V53L199 52V54H200ZM205 51V52H204ZM212 51V52H211ZM218 51V52H217ZM239 51V52H238ZM98 52H99V54H98ZM162 52H164V51H161V53ZM166 52V51H165ZM164 52V53H165ZM189 52H190V50H189ZM234 52V53H233ZM252 52V53H251ZM112 53H113V55H112ZM115 53H117V55L115 54ZM164 53H162L163 54V57H164V59H162V57L160 58V59H162V63H161V60H159V61H157V62H159V63H161L162 64V66H161V64H160V66L159 67H163V69H164V71L165 70H167V72H168V70H169V64H170V59H171V55H169L167 52V56H164ZM233 53V54H232ZM241 54L243 57H246L245 59L241 56V55H239V54ZM246 53V54H247ZM262 54V56H263V58H262V56H260L261 54ZM120 54V55H119ZM122 54V55H121ZM125 54H127L126 52H125ZM190 54V53H189ZM196 53H194V55H195ZM202 54H200L203 58H205ZM236 56H235V55ZM169 55V56H168ZM196 55H198V54H196ZM195 55V56H196ZM234 55V56H233ZM102 56H105V54H103ZM115 56V57H114ZM121 56V57H120ZM213 56H208V58L209 57H213ZM218 56V55H217ZM216 56V57H217ZM123 57V58H122ZM165 57H167V59L169 58V60H165ZM207 57V56H206ZM233 57V58H232ZM239 57V58H238ZM261 57V58H260ZM250 59V60H249ZM254 59V60H253ZM164 60L166 61V62H168L169 61V63L167 64L166 62L164 63ZM231 60V61H230ZM234 60V61H233ZM239 61L238 63L236 62V61ZM171 61H173V60H171ZM210 61V60H209ZM244 61V62H243ZM251 61V62H250ZM212 62V61H211ZM227 62H228V60H227ZM246 62L248 63V64H246ZM231 63H229V65H231ZM235 63V64H234ZM250 63V64H249ZM251 63H252V65L255 67V65H256V68H254L252 65H251ZM32 65H33V67H32V65H30L31 67H32V69L34 68V64L33 63H31ZM164 64L165 65H168L166 68H164ZM239 64H242V65H239ZM25 64H23V67L22 66H20L19 68H17L16 69V72H14L15 74H13L12 72V74L10 75L9 73L10 72H8V74L7 73H3V74H1L0 73V96L3 98H0V104L2 103V102H5L6 100H7V98H8V100L7 101H9V100H11V101H9V102H12V99H15L16 97H18L17 95H19L18 93H21V92H24L25 93V91L27 92V91H29L30 89H32L33 88V86H35V85H37L39 82H40V80H42V78L41 79H38V77H41L40 75H38L37 74V72L35 71V69L34 70H32L31 69V67H29V66H27V64L24 66ZM187 66V65H189V64H187V62L186 63H184V65H183V67H182V69H181V72H182V70H185V68H184V66ZM231 65V66H232ZM238 65H239V67H238ZM26 66H27V68H26ZM213 66H215V65H213ZM244 66L246 67V66H248V67H251L250 69H253L254 71H252L251 72V70L250 69H248L249 70V72H247V70H246V68H244ZM25 67V68H24ZM24 68V69H23ZM117 68H119V67H117ZM189 68V67H188ZM258 68V69H257ZM31 69V70H30ZM163 69H162V73L164 72L163 71ZM186 69H187V67H186ZM242 69H244V72H243V70L241 71ZM30 71V73H28L29 71ZM117 70V69H116ZM161 70V68H159V71ZM188 70V69H187ZM186 70V71H187ZM245 70H246V72H245ZM57 70H55V71H53V73H52V75H50V74H48V75H50V78L47 76V74H46V76L48 77V78H46V77H44V78H46V79H48V80H46L45 82L46 83H44V80L43 81H41V82H43L44 84H45V86H46V84L48 83V81H49V79H50V81H52V80H55L56 79V76H57V72H56ZM118 71L119 70H117V73H118ZM186 71L184 72L185 74H186ZM31 72H32V74H31ZM166 72V71H165ZM161 73V72H160ZM184 73H182L181 75H184ZM207 73V72H206ZM248 73H253V75H251V76H249L248 75ZM209 74V75H208ZM29 75H31L32 77H34L35 76V78L37 79V80H39L38 82H37V80H34L33 79V82L35 83L36 82V84H33L32 85V87L31 88H29V87H27V86H30L33 82H32V78H31V76H29ZM34 75V76H33ZM206 75V82H212L211 81V79L212 80H214V77L213 78H211L212 77V74H211V72L210 71H208V73L207 74H205ZM8 76H10V77H8ZM11 76H12V78H11ZM30 78H29V77ZM44 76V75H43ZM253 76V77H252ZM256 76V77H255ZM6 77V78H5ZM53 77V78H52ZM118 77H119V75H118ZM118 77H116V78H118ZM209 77V78H208ZM5 78V79H4ZM8 78H10V79H8ZM43 78V79H44ZM55 78V79H54ZM120 79H121V76L119 77ZM118 78V79H119ZM179 78V80H180V77H178ZM178 78L176 77L175 79L177 80V81H179L178 80ZM186 78V77H185ZM3 79V80H2ZM28 80H31V81H28ZM103 80V79H102ZM100 81V84H101V82H102V84L104 83L105 84V82H103V81ZM183 80H184V78H183ZM190 82L191 80H188L187 78L185 79V81H183L184 82V86H186V87H182V85H183V82H182V85H181V82H177V81H175L174 80V82L176 83V84H178V86L174 83V82H172V80L170 81V85L171 86H169V89L172 87V85H173V87H175V88H171L172 90H174V93H175V98L173 99V97H171V98H168V100L166 101V105H170L169 107V110H168V108H167V111L168 112H170V111H175L176 113H177V117H180L181 115H182V113H185L186 115H188L189 117V119L190 118H192V117H194L195 116V118L197 117L196 116V108H195V106L192 104V102H191V100H192V97H191V100L189 101V98L187 97L188 96V94L189 93H187V92H190L191 90H185L186 88H187V84H188V82ZM5 81V82H4ZM27 81L30 83V85H29V83L28 84H26L27 83ZM117 81V80H116ZM118 81H120L119 83H121V81L122 80H118ZM181 81H182V79H181ZM4 82V83H3ZM41 82L39 83V84H41ZM253 82H255V81H253ZM42 83V84H43ZM109 83V81L107 82V84ZM168 83V82H167ZM166 83V84H167ZM44 84L42 85V92L41 93H43V94H41V96L42 95H44L45 96V98L46 99H48V100H50L49 98H50V96H51V100L50 101H48V100H45V98L43 99V98H41V102L39 103V105L40 104H42V106L40 107L39 105L37 106V108H39V109H37V108H35L34 110L31 108V112H26L29 108H27L26 106H24L23 104H22V106H21V108H20V106L18 105V104H15L16 106H14V105H10V104H7V107L9 108V106H10V108H9V111H5V113L2 111V109H4L5 107H6V105L5 106H3L2 104V107H1V105H0V121L2 120V121H4V119H5V121L8 123V125H9V123L10 124H12V125H10L11 126V128L14 130V132L11 130V131H9V132H11L14 136H12V134L10 133V134H8L9 132H7V140H10L11 139V141L12 142H17L16 141V139H18L19 138V141H20V143L22 144L21 145V147H19V150L18 151H16L15 150V148H10V147H12V146H2V143H3V141L1 142V140H0V147H2V148H0L1 150H0V158H3V159H0V166H1V164H3V163H1V161H5L6 159H8L9 158V155L12 157V159H14V164L16 165H12L13 167H11V169H9V171L8 172H6L5 174H4V178H2L3 176H1L0 177V187L2 188H0L1 189V191H0V193H2L1 195L4 197V199L5 200H8V201H4L6 204H7V202H9V204L8 205H10V206H8V205H6L7 207H9V208H7L8 210H6V209H3V208H5V205H3L4 207H2L1 209H0V211H1V213H0V215H3V216H0L1 218H0V231H2V232H0V236L2 235V234H4V229H5V234H7L8 233V231H12L11 229L13 228V227H17V226H15V225H17V223L19 224V222H21L23 219H25V217H21V216H24L23 215V211H22V209L21 210H19L20 209V206H21V203H22V201L24 200V198L26 199V201L29 203L30 201L29 200H31V202L33 201V202H35L36 204H38V205H36V204H34L33 202V205H32V203L30 202L29 203V205H30V208L31 209H28L29 211H31V212H29L28 213V215L30 214V213H35L33 216H32V214H31V221H30V219H28L29 221H25V223H27V225H29L28 227L29 228H31V226H32V229H34V230H37L38 228H40L41 226L43 227L44 226V232H46V233H44L43 232V237H45L44 239H43V237H41V240H40V238L39 239H37L36 241L38 242V243H40V241H42L43 240V242H41V243H46L47 242V239L48 240H52V239H54V240H57V241H59L60 243H62L63 242V238H61V237H63L62 236V234H61V231L59 230V228L58 229H56V228H50V227H48L47 225H46V222L45 221H38V223H37V220L39 219V218H41L40 216H39V214H41L42 212V214L41 215H44V214H46L47 215V212H48V210H51V209H53V210H55L56 211V208L58 209L59 207L58 206H60L61 204L59 203V202H61L62 204L64 203V202H66V196H65V194L69 191L68 190V188H70V186H71V184H73V183H75L74 182V180H72L71 182H67L66 180L64 181V180H62V179H59L57 182H56V185L55 186H52L51 184H50V181L49 180H51V175L53 174V172L55 171V170H59V169H57L58 167H60L59 166V164H60V154H62L60 151H61V147L62 146H70L73 142H74V134H73V132L75 131V133H77L78 131H79V129L78 128H80L79 126H78V128H77V130L75 129V124H77V122H75V124H74V122H73V124L71 123L72 121H75V119L77 118L76 116H75V113L77 112V110H79V109H75V107L76 108H78L77 106H78V103L77 102H74L73 100H72V96L68 99V97L66 98L67 100H65V101H61V102H63V104H64V106L65 107H63V104L62 103H60V101H59V99L57 100V95L58 94H56V96H55V93L53 94V93H50V90L47 92V93H49V95L48 94H44V92L46 91L45 89H46V87H44ZM103 84V85H104ZM112 84H114V83H112ZM115 84H117V82H115ZM114 84V85H115ZM180 85V86H179ZM261 85H262V87H261ZM65 86H66V84H65ZM108 86H112L113 87V85H110V83L108 84ZM115 86H118V85H115ZM166 86V85H165ZM25 87V88H24ZM102 87L104 88V86H100V92L102 93V92H104V91H102ZM109 87V88H110ZM168 87V86H167ZM176 87H177V90H176ZM180 87H182V89H184V90H181V89H179ZM208 87V86H207ZM26 89V88H29V89H26V90H24V89ZM105 88L106 89H108V87H106V85H105ZM105 88H104V90H105ZM206 88V87H205ZM208 89V88H207ZM261 89V90H260ZM2 90V91H1ZM19 90H21V91H19ZM108 90H110L111 92H112V89H108ZM108 90H105V92H108ZM109 91V93H111ZM205 91L206 90H204V93H205ZM210 92L211 90H210V88H209V90H207V92ZM263 93H262V92ZM30 92V91H29ZM53 92H55V90H53ZM58 92V91H57ZM208 92V93H209ZM28 93V92H27ZM26 93V94H27ZM46 93V92H45ZM59 93V92H58ZM108 93V94H109ZM185 93H187V95L185 94ZM3 94V95H2ZM22 94V93H21ZM52 94V95H51ZM203 94V93H202ZM207 94V93H206ZM205 94V95H206ZM53 95L55 96V98H53ZM186 95V96H185ZM191 95V93L189 94V96ZM204 95V96H205ZM44 96H42V97H44ZM210 95L209 94H207V98L209 99L210 97H209ZM7 97V98H6ZM95 97V99H92V98H94ZM186 97L188 98V99H186ZM202 97H203V95H202ZM206 97V96H205ZM90 98V99H89ZM89 98H87V103H90L89 105H91L92 106V103H93V105H95L96 106V108H95V110L97 109V107H99V109H97V111H95L94 109H93V111H91V107L89 108L90 109V111L91 112H88V113H86V115L88 114V117H91V118H85L86 117V115H84V116H82V117H84V120H87L86 122L83 120V125H86L85 123H87V127H86V129L88 128L89 129V131H88V135H89V132L91 133V135H90V137H92L93 135H95L96 137V139H97V143H95V145L97 144V146H99V149H100V151H101V155H103L102 156V158H98V157H96L94 154H92V151H91V147H90V149L89 148H87L88 147V142L86 141L85 143H87L86 144V146H84L85 148H87V149H85L84 150V152H83V155H85L86 156V159H85V168L84 169H86V170H84V172H82V177L78 180V185H77V183H75V184H73L74 185V187H73V185H72V188H75V186H77L78 187V189L80 188H82V189H84L85 188V190H80V191H82V192H85V191H88L89 189H91L89 192H85V193H90V194H92L93 195V193L95 192V195H97L98 194V196L100 197L101 195V197L103 198V201H102V198L100 197V199H101V203H102V205H104V206H102L101 207V203H100V207H101V210L103 211V214H104V210H105V214L106 215H108L109 214V216L112 214V212H111V209H112V211H114V213H113V215H116V217L119 215V213H121L120 215L122 216H118L117 218L114 216V220L116 221V220H118V219H125V221L127 220V222H128V220L130 221V218H131V220H133V218H134V220H135V218L136 217H134L136 214L138 215V213L136 212V214H135V212L134 211H136L137 210V207H138V210L140 211L141 209H142V211L144 210L143 209V204H145L144 203V201H143V198L144 197H146V195H147V193L149 194V195H151V193H154L155 191H158V190H156V188L155 187H157V189H159L158 187H159V185L157 186V184H159L158 182H159V179H161L162 178V174L160 173V171L159 170H157V169H154V167L152 166V163H151V165H149L148 163H150L149 161L151 160V157H150V155L151 154H149V156H147L148 155V153H150L148 150H146V148H144V146H141V136L140 135H138V134H133V135H130V138H128V137H126L127 139H125L123 136H121L120 135V129L119 128H117L118 126H116L115 124H112L111 122H110V120L108 121L107 120V118L108 117H106L105 116V105L107 104V107H109L111 104L110 103H112V102H119L120 101V104L118 103H113V105L114 106H117L118 105V107H120L121 108V106L120 105H123V100L121 101V98H119L118 100L117 99H115V101H105V100H103V99H101V98H98L97 96H94V95H92V96H90ZM207 98H205L204 99V97L203 98H201L202 100H205V102L203 101V104H205L206 105V103L208 102V99ZM3 101H2V100ZM5 99V100H4ZM53 99H55V101H57V102H53L52 100ZM89 99V100H88ZM92 99V100H91ZM98 99V100H97ZM101 99V100H100ZM16 100V99H15ZM72 101V103L74 104H72L71 102H68V101ZM100 100V101H99ZM201 100V101H202ZM2 101V102H1ZM14 101V100H13ZM46 101V102H45ZM48 101V102H47ZM52 101V102H51ZM66 101H67V103H66ZM161 101H163V100H161ZM44 102L46 103V104H44ZM59 102V103H58ZM100 102V104H98V103ZM263 102V103H262ZM8 103V102H7ZM13 103V102H12ZM55 103V104H54ZM56 103H58V105L56 104ZM68 103H69V105H68ZM71 103V104H70ZM77 103V104H76ZM94 103H97L98 105H96V104H94ZM126 102H124V104H125ZM168 103H170V104H168ZM14 104V103H13ZM44 104V105H43ZM52 105L53 104V106H50V105ZM59 104H60V107H59ZM66 104V105H65ZM75 104H76V106H75ZM117 104V105H116ZM188 104V105H187ZM261 104V105H260ZM18 105V106H17ZM54 105H56V106H54ZM94 106V107H95ZM103 107L104 106V108H103V110H104V113H103V111L101 112V109L102 108H100V107ZM259 106V107H258ZM53 107V108H52ZM56 107H58V108H56ZM74 107V108H73ZM93 107V106H92ZM93 107V108H94ZM123 107V106H122ZM16 108V109H15ZM20 108V109H19ZM64 108V109H63ZM124 108H125V105H124ZM17 111H15V110ZM18 109V110H17ZM23 109V110H22ZM53 109H55V110H53ZM107 109V108H106ZM123 109V108H122ZM170 109H172V110H170ZM263 109V110H262ZM20 110V112H18ZM33 110V111H32ZM68 110V111H67ZM190 110V111H189ZM191 110H193V114H191ZM194 110H195V112H194ZM28 111H30V110H28ZM35 111V112H34ZM36 111H38V113H36ZM60 111V112H59ZM75 111V112H74ZM35 114H34V113ZM55 112H57V113H55ZM70 114H72L73 116H75V118L73 117V116H69V113ZM174 112V113H175ZM4 113V114H3ZM28 113H30V114H28ZM33 113V114H32ZM65 113H67V114H65ZM74 113V114H73ZM89 113H93V114H91V116H90V114ZM173 113V112H172ZM194 113H195V115H194ZM260 113V112H259ZM64 114V115H63ZM95 114V115H94ZM179 114V115H178ZM4 115V116H3ZM7 115V116H6ZM63 115V116H62ZM176 115V114H175ZM62 116V117H61ZM70 118H69V117ZM94 116V117H93ZM95 116H96V118H95ZM105 116V117H104ZM260 116V115H259ZM10 117V118H9ZM60 117V118H59ZM81 117V116H80ZM79 117V118H80ZM263 117V116H262ZM7 118V119H6ZM66 118V119H65ZM69 118V119H68ZM93 118H94V121H93ZM105 118V119H104ZM199 118V117H198ZM13 119V120H12ZM72 119V120H71ZM74 119V120H73ZM80 119H83V118H80ZM90 119V120H89ZM157 119V121L158 122H156L155 123V125H159V126H163V120L162 119H158V118H156ZM10 120V121H9ZM21 120V121H20ZM55 120H58L59 121V123H57V122H55ZM95 120H96V122H95ZM16 121V122H15ZM42 121V123H44L45 122V125H46V127H48V129L47 130H50V134L52 133L53 134V136H52V134L50 135L49 134V139L51 140L52 139V141H51V144H50V146L48 147L47 145L46 146H43V144L41 143V140L40 139H42V138H40L41 137V133L39 134V132L37 131V133H38V135L36 134V130H35V128H36V126H35V124H40V122ZM61 121V122H60ZM71 121V122H70ZM105 121H107V124H106V122ZM12 122V123H11ZM20 122V123H19ZM69 122V123H68ZM108 122H109V124H111V127L109 126V124H108ZM14 123V124H13ZM57 123V124H56ZM81 123V124H82ZM92 123V124H91ZM20 124V125H19ZM81 124H79V125H81ZM60 125L62 126V127H60ZM73 125H74V127H73ZM95 125V126H94ZM113 125H115V129H114V126ZM164 125H166L165 123H164ZM241 125V124H240ZM13 126V127H12ZM22 126V127H21ZM70 126V127H69ZM112 126H113V128H112ZM24 127V128H23ZM50 127V128H49ZM71 127H73V129L74 130H72V128ZM77 127V126H76ZM85 127V126H84ZM111 129V130H109V128ZM51 128H52V130H51ZM64 130H63V129ZM70 128V129H69ZM242 128V129H241ZM37 129H38V127H37ZM83 128L81 127L80 128V132L81 131H83L82 130ZM119 129V130H118ZM240 129L242 130V131H244L245 129H244V124L243 125H241V127H240ZM39 130V129H38ZM56 131L55 133L54 132H52V131ZM68 130V131H67ZM115 130V131H114ZM119 132H118V131ZM155 130V128L153 129V131ZM17 131V132H16ZM70 131H72L71 133L73 134V137L71 138V133H69ZM113 131V132H112ZM116 132V133H115ZM64 133V134H63ZM79 133V132H78ZM102 134V138H101V134ZM17 134V135H16ZM59 134V135H58ZM61 134V135H60ZM67 134H68V137H67ZM93 134V135H92ZM100 135V137L98 136V135ZM117 134V135H116ZM158 134V135H157ZM10 135V136H9ZM32 135H34V137L35 136H37L38 137V139L37 138H33L32 137ZM40 135V136H39ZM76 135V134H75ZM137 135V136H136ZM154 136H158L159 137V135H161V134H159V132L157 133V131L156 132H154V134H153ZM50 136H51V138H50ZM60 136V137H59ZM64 136V137H63ZM118 136L119 137H121L120 139L118 138ZM12 137V138H11ZM15 137H18V138H16L15 139ZM53 137H55L56 138V140H55V138H53ZM133 137V138H132ZM135 137H138V139L137 138H135ZM10 138V139H9ZM40 138V139H39ZM66 138V139H65ZM116 138H117V140H116ZM123 138V139H122ZM165 138L167 139V135L165 136ZM1 139V138H0ZM6 139V138H5ZM33 139H35V141L37 142L38 141V143H37V146H40V148L38 149V150H36V146H35V142L33 143ZM59 139V140H58ZM99 139V140H98ZM101 139V140H100ZM113 139V140H112ZM122 139V140H121ZM134 139V140H133ZM14 140V141H13ZM33 140V141H32ZM63 140V141H62ZM71 140H72V143H71ZM92 140V138L90 139V141ZM118 140H120V141H118ZM132 140L134 141V142H132ZM139 140V141H138ZM168 140V139H167ZM10 141V142H11ZM56 141V142H55ZM67 141V142H66ZM89 141V140H88ZM124 141V142H123ZM137 141V142H136ZM9 142V141H8ZM28 142V143H27ZM40 142V143H39ZM55 142V143H54ZM58 142V143H57ZM64 142H66L65 144L66 145H64ZM96 142V141H95ZM119 142L121 143L120 145L121 146H118L119 145ZM25 143H27V144H25ZM68 143V144H67ZM108 145V147H107V145ZM115 143H116V145H115ZM125 143H127V144H125ZM137 145H136V144ZM33 144H34V146H33ZM55 144V145H54ZM57 144V145H56ZM70 144V145H69ZM84 144V143H83ZM106 145V146H104V145ZM134 144V145H133ZM28 147H27V146ZM52 145V146H51ZM123 145V146H122ZM129 146L130 145V147H131V145L132 146H135L136 145V148L135 149H137V147H138V154L141 156L140 157V160L142 159L143 161H141V162H143V164L145 163V161H147V158H148V160L149 161H147L146 163L148 164H144V166H145V173L146 174H144L145 175V177L144 176H139L138 175V172H136L137 174H136V179H138V180H141V183H140V181H137L136 180V185L137 186H135V184L133 185V187L131 186L130 188L131 189H133V190H131V191H129V192H132V195H133V197H134V199H135V201L133 202V203H135V205H136V207H135V205H129V204H126V207L127 208H125V209H123L124 207L123 206H125L124 204L126 203L124 200H123V198L121 197L122 196V192H121V189H120V185L119 184H117L118 182V180H117V178H119V175H126V174H128V172H129V167L131 166V164H129L130 162H128L129 161V159L127 158V156L125 155V148H124V146ZM18 146H20V144H19V142H18ZM57 146V147H56ZM72 146V145H71ZM90 146V145H89ZM93 146V145H92ZM116 147L118 148V149H116ZM123 147V148H122ZM178 147V146H177ZM181 146H179V148H180ZM26 148V149H25ZM107 148H108V152H107ZM133 148V147H132ZM102 149V150H101ZM120 149H122V150H120ZM140 149V150H139ZM27 150V151H26ZM144 150V151H143ZM146 150V151H145ZM230 150H232L233 151V149H231V148H227V150L226 151H230ZM7 151H9L8 153H7ZM11 151H12V153H11ZM23 151V152H22ZM91 151V152H90ZM103 151V152H102ZM104 151L106 152V154L104 153ZM139 151H142V153H139ZM201 151H202V153H197V154H195V156H192L193 157V162L195 161L196 163H197V166L198 165H201V166H203V164H204V162L205 161H207V159L206 158H203V157H205V156H207V157H211V155H212V161H214V166L215 167H222L223 165L225 166V164L223 163V162H225V161H227L228 162V157H229V155H227V152H224L225 154H226V156H224V154H222L217 148H215V147H213V146H210L209 144H207V145H205V146H202V148H201ZM218 151V152H217ZM3 152V153H2ZM48 152V153H47ZM117 152H119V153H117ZM124 152V153H123ZM220 152V153H219ZM145 153H146V158H145ZM3 154V155H2ZM9 154V155H8ZM25 154V155H24ZM106 156H105V155ZM110 154V155H109ZM117 156V158H116V156ZM199 154V155H198ZM215 154V155H214ZM7 155V156H6ZM90 155H93L94 156V158L92 157V156H90ZM109 155V156H108ZM124 155L126 156V157H124ZM222 155V158L220 157V156ZM231 155H234V154H231ZM230 155V156H231ZM49 156V157H48ZM119 156H121V158L119 157ZM143 156V157H142ZM224 156V157H223ZM8 157V158H7ZM10 157V158H11ZM92 157V158H91ZM111 158V160H110V158ZM123 157V158H122ZM192 157H191V159H192ZM215 157V158H214ZM220 157V158H219ZM5 158V159H4ZM60 158V159H59ZM99 160H98V159ZM107 158H109V159H107ZM113 158H115L114 160H113ZM202 158V159H201ZM20 159V160H19ZM49 159V160H48ZM59 159V160H58ZM88 159H90V161L88 160ZM97 159V160H96ZM104 161H103V160ZM199 159V160H198ZM201 159V160H200ZM204 159V160H203ZM206 159V160H205ZM214 159V160H213ZM217 159V160H216ZM227 159V160H226ZM87 160V161H86ZM105 160H108V161H110V162H108V161H105ZM114 162H113V161ZM124 160V161H123ZM198 160V161H197ZM230 160V159H229ZM17 161V162H16ZM103 161V162H102ZM200 161V162H199ZM204 161V162H203ZM216 161V162H215ZM219 161L221 162V163H219ZM252 162V159L250 158L249 160H248V164H250L251 162ZM57 162V163H56ZM88 162V164H86ZM90 162V163H89ZM100 162V163H99ZM105 162H106V164H105ZM123 164H122V163ZM194 162V163H195ZM198 162L200 163V164H198ZM102 163H103V165H102ZM226 163V162H225ZM116 166H115V165ZM125 164V165H124ZM127 164H128V166L129 167H127ZM206 164V163H205ZM215 164H217V165H215ZM218 164H221L222 166H218ZM91 165V166H90ZM146 165H147V167H148V169H147V167H146ZM3 166V165H2ZM46 166V167H45ZM58 166V167H57ZM89 166V167H88ZM99 166V167H98ZM125 167V168H123V167ZM150 166V167H149ZM151 166H152V168H151ZM57 167V168H56ZM87 167V168H86ZM45 168V169H44ZM119 168H120V170H119ZM131 168V167H130ZM135 168L137 169V167H134V170H135ZM44 169V170H43ZM89 169V170H88ZM116 169V170H115ZM118 169V170H117ZM133 169V168H132ZM152 169H154L153 171H152ZM10 170H11V174L9 173L10 172ZM42 170H43V172H42ZM114 171V173H117L116 175H114V174H112V172ZM126 170H127V173H126ZM150 170V171H149ZM13 171V172H12ZM45 171H48L47 173L45 172ZM123 171H125V172H123ZM156 171V172H155ZM191 171V170H190ZM45 172V173H44ZM189 172V171H188ZM10 174V176H11V178L12 179H10L8 176L9 175H7V174ZM43 173L44 174H46V175H43ZM51 173V175L49 176V174ZM88 174V176H87V174ZM126 173V174H125ZM130 173V172H129ZM147 173H150L151 174V176L149 175V174H147ZM160 173V174H159ZM40 174H42L41 176L42 177H48L47 179H46V177L45 178H43V179H46V180H44V181H42V182H44L43 183V185L40 183L39 184V182L38 181H35L34 180V178H36V177H40ZM119 174V175H118ZM2 175V174H1ZM15 175V176H14ZM48 175V176H47ZM58 175V174H57ZM56 175V176H57ZM83 175H85V176H83ZM113 175V176H112ZM149 175V176H148ZM179 175V174H178ZM15 178H14V177ZM111 176V177H110ZM116 176V177H115ZM118 176V177H117ZM139 176V177H138ZM161 178H160V177ZM7 177V178H6ZM83 177H85V178H83ZM88 177V181H87V178ZM149 177V178H148ZM19 180H18V179ZM54 178V177H53ZM164 178V177H163ZM163 178L161 179V181L163 180ZM10 179V180H9ZM14 179V180H13ZM15 179H17L16 181H15ZM21 179H23V181L21 180ZM49 179V180H48ZM82 179V180H81ZM90 179V180H89ZM113 181H112V180ZM115 179V180H114ZM6 180V181H5ZM12 180V181H11ZM21 180V181H20ZM81 180V181H80ZM217 181H218V179H216ZM4 181V182H3ZM24 181L26 182V183H24ZM31 181V182H30ZM70 181V180H69ZM76 181V180H75ZM83 181V182H82ZM93 181V182H92ZM11 182H12V184H11ZM15 182V183H14ZM19 182V183H18ZM24 185H20L21 183ZM30 182V183H29ZM34 182V183H33ZM73 182V183H72ZM80 182H81V185H80ZM117 182V183H116ZM147 182V183H146ZM220 182V184H222L221 182L222 181H219ZM224 182V181H223ZM5 183L7 184V183H9V185L7 184V186H8V188H7V186L5 185ZM14 183V184H13ZM48 183V185H46L45 186V184H47ZM86 183H87V185H86ZM92 183H94V184H92ZM144 183V184H143ZM26 184V185H25ZM27 184H28V186H27ZM40 185V188H39V185ZM68 184H69V186H68ZM91 184L93 185V187L91 186ZM141 184V185H140ZM2 185V186H1ZM18 185H20L21 187H19ZM33 185L35 186L34 187V191L36 192V193H38L39 192V194L38 195H36L37 197H35V196H32V189H30L31 187H33ZM49 185L50 186H52L51 188H49V190L51 189H53L51 192H49V190H46L48 187H49ZM63 185L65 186V187H63ZM91 187H90V186ZM96 185H97V187H98V189H97V187H96ZM116 185H119V186H116ZM145 187H144V186ZM223 185V184H222ZM221 185V186H222ZM23 186V187H22ZM27 186V187H26ZM68 186V187H67ZM80 186V187H79ZM84 186V187H83ZM115 186V187H114ZM4 187L6 188V189H4ZM11 187V188H10ZM30 187V188H29ZM37 187V189H35ZM76 187V188H77ZM86 187H88L87 189H86ZM90 187V188H89ZM94 187H96V188H94ZM114 187V188H113ZM119 187V188H118ZM137 187V188H136ZM139 187V188H138ZM150 187V188H149ZM25 188H27V190L25 189ZM29 188V189H28ZM43 188H46V189H44V190H42ZM62 188H64V189H62ZM67 188V189H66ZM94 188V189H93ZM117 188V189H116ZM142 188V189H141ZM145 190H144V189ZM147 188V189H146ZM186 188V187H185ZM5 191H4V190ZM22 189V190H21ZM38 189H40V190H38ZM95 189L97 190V192L95 191ZM114 189H115V191L116 190H118V189H120V191H118V193H116L115 191H114ZM136 191H135V190ZM139 189V190H138ZM188 189V190H187ZM23 192H21V191ZM24 190V191H23ZM32 190V191H31ZM37 190V191H36ZM67 190V191H66ZM92 190H94L93 192H92ZM111 190L113 191V192H111ZM141 190V191H140ZM150 190V191H149ZM155 190V191H154ZM190 190V188H188V186H187V188H186V191H189ZM3 191H4V193H3ZM20 191V192H19ZM29 191V192H28ZM33 191V192H34ZM45 191V192H44ZM47 191V192H46ZM101 191V192H100ZM144 191H147V193L145 192L144 193ZM8 192V193H7ZM66 192V193H65ZM108 192V193H107ZM111 192V193H110ZM114 192L116 193V194H114ZM140 194H139V193ZM142 192V193H141ZM149 192H151V193H149ZM184 192H185V190H184ZM42 193H44V195L42 194ZM49 193H50V195H49ZM64 193V194H63ZM101 195H100V194ZM157 193V192H156ZM9 194V195H8ZM21 194V195H20ZM23 194V195H22ZM26 194V195H25ZM53 194V195H52ZM112 194V195H111ZM115 195V197L117 198H115L114 197V195ZM146 194V195H145ZM0 195V196H1ZM52 195V196H51ZM91 195V196H92ZM140 195H142V196H140ZM145 195V196H144ZM153 195H156L155 193L153 194ZM29 196H31V197H29ZM41 196V197H40ZM117 196H119V197H117ZM139 196V197H138ZM144 196V197H143ZM3 197H1V198H3ZM10 199H9V198ZM22 197V198H21ZM24 197V198H23ZM42 197H43V199H42ZM44 197H50V198H48V200L46 199V198H44ZM98 197V198H99ZM107 197V198H106ZM32 198V199H31ZM37 198V199H36ZM96 198V197H95ZM115 198V199H114ZM119 198V199H118ZM3 199V200H4ZM23 199V200H22ZM46 199V200H45ZM105 199H109L110 201H107V200H105ZM112 199V200H111ZM113 199H114V203H116L117 204V206L118 207H116V204L114 205V203H113ZM122 199V200H121ZM138 201H137V200ZM142 199V200H141ZM146 199V198H145ZM35 200V201H34ZM41 200V201H40ZM57 202H56V201ZM104 200L106 201V202H104ZM116 200L117 201H120L119 203L120 204H123V201H124V204L121 206V205H118L119 203H117L116 202ZM140 200H141V202H140ZM47 201V202H46ZM51 201V202H50ZM59 201V202H58ZM38 202V203H37ZM42 202V203H41ZM54 202H55V204H54ZM107 202H111L110 204L109 203H107ZM140 202V203H139ZM56 203H57V205L58 206H56ZM104 203V204H103ZM105 203H107L108 204V206L110 205V207L108 208V211H107V205H105ZM41 204H43L42 206H41ZM49 204H50V206H49ZM111 204H113L112 206L115 208V210H114V208L111 206ZM127 205H129L130 206V208L132 209V208H135V209H133V210H131L130 208H129V206H127ZM139 205V206H138ZM261 205H263V206H261ZM37 206V207H36ZM44 206H45V208H44ZM260 209L262 208V211L264 210V204L262 203V204H260ZM0 207H1V205H0ZM49 207H50V209H49ZM53 207V208H52ZM104 207V208H103ZM112 207V208H111ZM123 207V208H122ZM145 207V206H144ZM39 208V209H38ZM48 210H47V209ZM98 208H99V205H98ZM117 208H119V209H117ZM121 208V209H120ZM91 209H93V211L92 212H90L89 214L88 213H86V214H88V215H91V217H89V219H85V221L84 222H82V224L84 223V225H82V226H84V227H86L87 228V230L86 229H84L83 227V229H84V231H85V233H84V231L82 232V233H79V234H77V233H75V237H74V240H76L77 241V239H78V244H76L77 242L75 241V245L76 246H79V248L78 247H76V253H75V256H74V258H73V256L72 255H74V254H72L71 255V252H70V250H65L66 252H65V256L63 255V257H64V259L62 258V260L63 261H65V264H71V262H73V261H70V260H76L77 261V259H78V261H77V263H79V262H81L80 264H82V263H86V262H84V259H85V257H88L87 256V254L89 253V251H90V255L91 256H89V258H86L85 260L87 261L88 259H90V261H89V263L93 260V259H95V255H96V258L97 259H95V260H93L94 262H91L92 264H96V261L97 260H99V262H100V264H106V263H109V264H115L114 262H117V264H119L118 262H120V261H122V260H116L117 258H116V255L114 254V253H117L116 252V247H114V245L115 244H112L113 245V247L112 246H109L110 247V249L112 250L113 249V252L108 248V250H110V253L108 254V250H101V248H99L101 245H97L96 246V244H100L101 242H97V241H94V240H96V235L95 236H93V233L91 234L90 232H88V230L89 231H91L92 229L91 228H93V226L94 225H101V222H99V223H92V222H96L97 220H99V216H97V214H96V217H94V215H95V213L93 214V212H95V207L94 208H91ZM126 209L128 210V212L126 211ZM33 210V211H32ZM40 210V212H38ZM53 210H51V211H53ZM100 210V209H99ZM124 212H123V211ZM137 210V211H138ZM19 211V212H18ZM116 211H118V212H116ZM120 211V212H119ZM138 211V212H139ZM141 211V212H142ZM261 211V210H260ZM7 214H6V213ZM21 212V213H20ZM38 212V213H37ZM109 212H111V213H109ZM130 212V213H129ZM264 212V211H263ZM100 213H101V211H100ZM124 213L126 214V215H124ZM133 213L135 214V215H133ZM140 213V212H139ZM16 214H18V216L16 215ZM85 214V215H86ZM118 214V215H117ZM10 215H12V216H10ZM13 215L16 217L17 216V218H14L13 217ZM21 215V216H20ZM85 215L83 216V219L85 218ZM113 215H111V217L110 218H112V216ZM34 216H35V218H34ZM87 216V215H86ZM129 216V217H128ZM132 216H133V218H132ZM21 217V218H20ZM87 217V218H88ZM4 218V219H3ZM6 218V219H5ZM20 218V219H19ZM32 218H33V220H32ZM38 218V219H37ZM101 218V217H100ZM128 218V219H127ZM8 219H9V221H8ZM35 219V220H34ZM93 219H95L94 221H93ZM113 219V218H112ZM3 220V221H2ZM5 220H7L8 222H6ZM20 220V221H19ZM91 220V222H89ZM113 220V221H114ZM13 221V222H12ZM14 221H16L15 223H14ZM86 221H88V222H86ZM100 221V220H99ZM11 222V223H10ZM35 224H34V223ZM40 222H42V223H40ZM44 222V223H43ZM54 222V221H53ZM136 222V221H135ZM7 223V224H6ZM14 223V225H13V227L11 228V229H8L7 230V228L8 227H10V225L12 226V224ZM32 223V224H31ZM40 223V224H39ZM55 223V222H54ZM37 224H39V225H37ZM42 224V225H41ZM45 224V225H44ZM86 224V225H85ZM88 224V225H87ZM93 224V226L90 228V226ZM3 225H5V226H3ZM7 225H9L7 228H5ZM38 226V227H37ZM46 226V227H45ZM88 226H89V228H88ZM102 226V225H101ZM239 227H241V226H239ZM27 228V227H26ZM182 228H183V226L182 227H180L179 226V230L181 229L182 230ZM242 228H243V224H242ZM242 228H239L240 230H242ZM245 228V227H244ZM243 228V230H242V233L243 234H247V230H245ZM28 229V228H27ZM31 229V230H32ZM49 229V230H48ZM184 230H185V227L183 228ZM187 229V228H186ZM29 231L28 232H30V229H28ZM34 230L33 231H31V232H33V233H35L34 232ZM54 230V231H53ZM180 230V231H181ZM184 230H182L183 232H182V234H180L181 236L183 235V236H185V238L184 237H182L183 239H185V241L187 242L186 243V245L185 246H188L190 243H191V240H190V243H188V241H187V239H186V233L185 232H187L186 230L184 231ZM6 231H7V233H6ZM87 231V232H86ZM93 231V230H92ZM30 232V233H31ZM140 232H141V230H140ZM11 233V232H10ZM10 233L8 234V235H10ZM88 233H90L91 234V236L94 238H91L90 237V239L92 240H90L92 243H95V245H93V247L95 248H91V250L88 248V246H92L91 245V243H90V245H88L87 244V246H86V241L84 242L85 243V245L83 244V239L81 240V238L84 236V235H87L88 236ZM164 233V232H163ZM45 234V235H44ZM46 234H48V235H46ZM58 234H59V236H58ZM84 234V235H83ZM34 234H32V236H33ZM60 235H61V237H60ZM79 235H81L80 237L81 238H79L78 236ZM83 235V236H82ZM7 237V235H3V238L4 237ZM49 236H51V237H49ZM5 237V238H6ZM9 237V236H8ZM76 237H78V238H76ZM2 238V237H1ZM1 238H0V242L1 243H3L2 242V240H1ZM47 238V239H46ZM50 238H52V239H50ZM76 238V239H75ZM7 239V238H6ZM6 239H5V241L4 242H6ZM99 239V237H97V240ZM183 239H181L180 238V241L182 240L183 242H184V244H185V241L183 240ZM39 240V241H38ZM73 240V239H72ZM73 240V241H74ZM100 240V239H99ZM82 241V242H81ZM181 241V243L179 242L178 244H176L175 246H183L184 244H183V242ZM198 241V240H197ZM195 242V240H193V243H191L192 244V248H193V250L194 249H196L197 247H198V245H199V242ZM195 242V243H194ZM40 243V245H42ZM6 244V243H5ZM5 244H2V245H5ZM182 244V245H181ZM44 245V244H43ZM200 245H201V243H200ZM175 246H174V248H173V251H171L173 254H175L174 252H178V251H175ZM185 246L183 247V248H185ZM196 248H195V247ZM44 247H45V245H44ZM85 247V248H84ZM112 247V248H111ZM131 247V245L127 248L130 252V254H129V256L130 255H132V256H134V254H135V256L134 257H136L137 258V254H136V252L134 251V250H132V247H131V249H129ZM181 247H179V248H181ZM0 248H2L1 246H0ZM42 248H43V246H42ZM78 248V249H77ZM86 248H88V249H86ZM100 249L101 251H102V254H101V252L99 251V250H97V249ZM115 248V249H114ZM178 248V249H179ZM183 248H181V250H183ZM187 248L188 247H186L184 250L185 251H187ZM200 248V246L198 247V249ZM4 249V247L2 248V249H0L1 251ZM92 249H93V251H92ZM134 249V248H133ZM198 249H197V251H198ZM5 250V249H4ZM18 250V249H17ZM44 250V249H43ZM89 250V251H88ZM97 250V252H99L98 254H97V252H95ZM177 250V249H176ZM180 250V251H181ZM107 251V252H106ZM132 251H134V252H132ZM179 251V252H180ZM184 251V252H185ZM196 251V250H195ZM4 252H6V251H4ZM7 252H9V251H7ZM5 253V255L4 254H2V252H1V254L2 255H0L1 257L2 256H4V257H6V258H4V257H2V259L1 260H4L3 262L4 263H1V264H10V260L8 261V257H10V256H6V255H8L9 253ZM182 252V251H181ZM11 253H13V251L12 252H10V254ZM15 254L16 253H18V251L16 252H14ZM11 254V256H15V254ZM67 253H68V256H67ZM70 253V254H69ZM79 253H80V255H79ZM92 253V254H91ZM95 253V254H94ZM111 253L112 254H114L115 255V257H113V256H110L111 255ZM172 253H170L169 254V257H167V259L168 260H171L170 262H167L168 264H174V263H172V260H173V257H174V255L172 254ZM9 254V255H10ZM88 254V255H89ZM103 254H105L104 256H103ZM126 254V253H125ZM128 254V253H127ZM172 254V255H171ZM72 257H71V256ZM76 255H78L77 257H76ZM93 255H94V258H93ZM108 255V256H107ZM68 258H67V257ZM71 257V259H70V257ZM81 256L82 257H84L83 259L81 258ZM99 256H100V258H99ZM106 256V257H105ZM127 256V255H126ZM129 256H128V258H129ZM168 256V255H167ZM171 256V257H170ZM176 256V255H175ZM17 257H18V254H17ZM17 257H15V258H17ZM91 257V258H90ZM122 257V256H121ZM12 257H10V259H11ZM75 258H77V259H75ZM108 258H109V260H108ZM127 258V257H126ZM171 258V259H170ZM13 259V258H12ZM50 259L52 260V263H50V261H48L47 260V258L45 259V262L46 263H44V264H64V262L63 263H61V261L60 260H58L59 258H57V260H58V262H56L57 260L55 259V258H52V257H50ZM65 259H67L68 260V262L65 260ZM105 259V260H104ZM113 259V260H112ZM14 260V263L16 264L18 261H17V259H16V262H15V259H13ZM12 260V261H13ZM53 260H55V261H53ZM80 260V261H79ZM108 260V261H107ZM6 261V262H5ZM8 261V262H7ZM11 261V264L13 263ZM22 261H24V260H22ZM70 261V262H69ZM75 261V262H76ZM102 261V262H101ZM105 261V263H103ZM54 262V263H53ZM75 262H73L72 264H75ZM99 262H97V264H99ZM13 263V264H14ZM121 263V262H120ZM88 264V263H87ZM121 264H124L123 262L121 263Z\"/></svg>",
    "mask_w": 264,
    "mask_h": 264
}]
</instances>
